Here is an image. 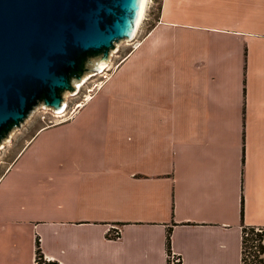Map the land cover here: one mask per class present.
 Segmentation results:
<instances>
[{
  "label": "crops",
  "instance_id": "obj_1",
  "mask_svg": "<svg viewBox=\"0 0 264 264\" xmlns=\"http://www.w3.org/2000/svg\"><path fill=\"white\" fill-rule=\"evenodd\" d=\"M159 6L0 178V264H34L36 240L59 264H241L264 227V0Z\"/></svg>",
  "mask_w": 264,
  "mask_h": 264
},
{
  "label": "water",
  "instance_id": "obj_2",
  "mask_svg": "<svg viewBox=\"0 0 264 264\" xmlns=\"http://www.w3.org/2000/svg\"><path fill=\"white\" fill-rule=\"evenodd\" d=\"M142 0H0V147L30 113L62 109L74 82L130 40Z\"/></svg>",
  "mask_w": 264,
  "mask_h": 264
},
{
  "label": "rangeland",
  "instance_id": "obj_3",
  "mask_svg": "<svg viewBox=\"0 0 264 264\" xmlns=\"http://www.w3.org/2000/svg\"><path fill=\"white\" fill-rule=\"evenodd\" d=\"M160 0H149L145 15L139 25L137 32L132 40H124L115 44L114 50L109 54L108 67L102 73L91 74L82 83L78 91L65 93L63 103L65 111L62 114H56L52 110L42 106L35 108L18 128L13 130L3 141L0 147V178L8 171L17 156L24 150L32 138L39 130L60 124L69 120L71 113L85 103L91 97L96 89L101 86L105 78L133 51V43L141 41L143 35L156 18ZM249 260L255 254V248L245 249ZM264 260V255L259 256Z\"/></svg>",
  "mask_w": 264,
  "mask_h": 264
},
{
  "label": "trees",
  "instance_id": "obj_4",
  "mask_svg": "<svg viewBox=\"0 0 264 264\" xmlns=\"http://www.w3.org/2000/svg\"><path fill=\"white\" fill-rule=\"evenodd\" d=\"M160 6L158 7V13ZM156 15L155 20L158 17ZM153 26L150 25L149 29ZM119 233L115 230L110 233V238L118 237ZM255 248V254L250 255L251 261L249 260L248 254L246 253V248ZM166 249L169 255V237L166 238ZM242 256L241 264H264V260L260 259L259 256L264 255V227H242ZM34 264H59L56 261H50L45 259L39 245V241L35 242V251H34Z\"/></svg>",
  "mask_w": 264,
  "mask_h": 264
},
{
  "label": "bare ground",
  "instance_id": "obj_5",
  "mask_svg": "<svg viewBox=\"0 0 264 264\" xmlns=\"http://www.w3.org/2000/svg\"><path fill=\"white\" fill-rule=\"evenodd\" d=\"M148 2H149V0H142L141 7H140V10H139L138 20H137L136 26H135L134 35L137 32V29H138L139 25L141 24V21H142L144 15H145L146 7H147ZM107 67H108V63L106 65L99 64V67H98V70L99 71H98V73H102L104 70H106ZM89 75H91V74H86V75L83 76V78L80 81L73 83V86L75 88V90H74L75 92L78 91V89L80 88V86L82 85V83L86 80V78H88ZM65 106H66L65 103H62V109L59 112H56V114H62V113H64Z\"/></svg>",
  "mask_w": 264,
  "mask_h": 264
},
{
  "label": "built area",
  "instance_id": "obj_6",
  "mask_svg": "<svg viewBox=\"0 0 264 264\" xmlns=\"http://www.w3.org/2000/svg\"><path fill=\"white\" fill-rule=\"evenodd\" d=\"M134 36L130 40H132L134 38ZM140 43H141V41H139V42L135 41L133 43V50L136 49L140 45ZM116 231L118 232V230H116ZM168 261H169L168 264H178L179 263V259L176 256H172V255L168 256Z\"/></svg>",
  "mask_w": 264,
  "mask_h": 264
}]
</instances>
